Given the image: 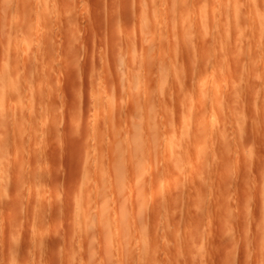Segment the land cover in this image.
Returning <instances> with one entry per match:
<instances>
[{
	"label": "rangeland",
	"instance_id": "1",
	"mask_svg": "<svg viewBox=\"0 0 264 264\" xmlns=\"http://www.w3.org/2000/svg\"><path fill=\"white\" fill-rule=\"evenodd\" d=\"M8 1H10L7 3L8 7L1 8L0 11L2 20V22L0 20V26L5 23L0 28V70L3 74L4 70L8 72L7 68L12 67V69L9 68V73H11L9 75L12 77L11 79L8 76L11 79H9L10 83L22 82V88L26 86L27 90L24 88L18 92L20 88L15 89L17 84L9 87L7 78L5 81L8 87L4 86L5 82H2V74L0 75V165L2 168L5 166V173L8 178L10 177L9 180L5 175L4 179L6 183L9 182L8 187L3 182L4 175L0 177L3 186L5 184V189L0 185V264H54L55 260L60 264H67L68 259L65 257L69 258V254L72 253L71 259L73 260L69 258L68 262H73V264H145V262L146 264H264V0H241V8L239 5L231 6L233 12L229 15L227 27L232 32L231 34H236L237 37L230 46L224 32L220 35L212 32L211 10L210 13L200 11L198 2L199 4L200 1L204 3L205 0H196L197 4L194 0H187L185 5L181 3L182 6L179 9L184 12V16L180 15L182 17L179 21L171 19L173 13L170 16L168 10L172 8L171 12H173L174 6L169 3L167 9H163L167 14H164L165 12L162 14L169 15L168 19L166 18L167 21L169 17L170 22L173 21L167 22L168 26L171 24V29L175 25L174 32L173 29L171 31V39L168 37L170 32L165 26L167 23L164 15L161 16L163 17L162 24L166 23L164 30L161 23L157 25L156 22V27L160 30L154 29L157 31H155L156 34H150L153 32L152 26L149 35L152 36L151 40L158 36L156 47H159L160 40L166 41V44L165 41L162 44L163 47L165 45V49L168 47L167 53L163 52L168 58L167 63L164 61V65L168 64V68H171L172 76H168L170 80L167 78L168 82L161 89L157 87V100L155 99L156 104L152 109L144 104V101H147L145 100L147 95L144 98L143 94L146 89L143 88L147 87L148 90L147 81L145 83L139 81L147 85L141 86L144 90L141 94L139 87L142 83L137 81V88L140 90L138 94L135 93L136 85H134V93L137 94L136 98L138 97L139 102L143 95L144 101L142 100L140 107L143 104L145 107L143 106V110L137 109L136 102L132 98L128 99L125 94L126 96H122V99L117 98V103L120 104L115 103L116 107H113V109L116 108L115 112L121 110L120 114L123 117L117 112L112 121L109 119L107 121V118L102 117L106 114L104 112L106 106L103 104L97 103L99 106H97V112L94 110L96 103L94 104V97L91 95V90L94 89L92 83L98 86L99 91H101L100 86L103 92L106 89L105 105L116 83L119 82L117 81L119 77L121 85L124 84L123 95L128 90L132 82H129V78L132 80L129 75L132 72L127 71L130 69L127 66L132 63L131 66L134 67L133 61L141 57L142 44L139 30V15L141 14L139 12L143 11L148 0H18L16 3L13 0ZM207 1H210L208 5L212 7L213 0ZM21 3H23L22 6ZM3 9L6 10L3 11ZM196 9L198 12L194 11ZM238 11L242 14V19L236 22L234 14ZM172 18L175 19V16ZM68 21L73 23L70 24ZM154 22L155 20L151 21V24ZM257 25H259L258 32L256 28L254 30ZM4 26L6 28L2 29ZM15 26H18V29ZM20 26L24 27V32L23 27L20 30ZM52 26L55 28L53 29ZM201 26L206 29L205 37L199 38L197 30ZM38 28L40 29L37 31ZM46 31L50 33V36ZM41 32L44 34H40ZM183 32L192 35L188 38L191 42H188L190 40L185 35L182 36ZM164 36L170 40L167 41ZM154 42L156 43V40L151 41V54L154 52ZM32 43L35 47L37 46L35 50L41 57L36 54ZM156 50L159 51L158 48ZM155 53L157 54L155 59H159L161 63L160 52ZM187 53L193 56L189 57ZM130 57L132 62L128 63L131 61ZM17 60L21 61L19 63L23 67L17 66L19 64ZM48 60L50 63L47 64ZM226 60L230 63L227 64L229 66H220L226 64ZM234 60L239 63L233 62ZM120 62L123 64L120 66L121 69L117 70L118 66L115 69L116 63ZM159 62L156 60L157 64L153 65L158 68ZM13 63L15 64L14 70ZM27 63L32 64L33 67ZM233 63V69L229 70ZM3 64L4 70L2 69ZM5 65L10 66L5 68ZM16 66L20 73L16 72ZM26 67L38 69L34 73L36 72L35 75H37L39 72V76L40 71L43 73L44 69L49 71L53 68L54 71L51 70L52 74L46 72L50 74V78L47 75L38 78L32 74V69L31 73L24 70ZM158 69L160 71L148 68L150 76L163 74L160 67ZM102 70L105 71L102 72ZM126 71L130 74L128 75ZM31 75L34 76V80ZM51 75H54L53 78ZM144 75L147 76L146 71ZM156 75L154 76L157 78ZM100 80L102 84L104 83L103 85ZM31 84L35 85V88L40 85L38 89L42 90L40 91L43 97L39 95L37 88L36 94L34 90L31 91ZM42 84L46 87L43 86L45 91L41 87ZM11 87H14V90ZM51 87L53 92L48 97L50 94L48 90ZM10 89L18 94L14 92L15 97L13 93L17 99L12 93L10 94ZM44 94L48 99H44L46 98ZM19 95L23 99H19L21 98ZM55 95L57 99L54 98ZM127 100L131 101L127 102ZM41 103H44V110L43 105L40 107ZM181 105L186 106V117L181 115ZM22 107L27 110L24 109V112ZM147 107L148 111H146ZM133 108L137 109V112L134 111L137 114L131 112ZM94 111L97 116H94ZM129 111L131 115H134L131 116L134 119L130 118ZM20 112L24 114L21 115ZM135 115H139L140 118L139 116L135 118ZM95 117L105 119H100L103 125L101 123L98 125ZM94 120L99 126L97 130H95L97 127L94 128L96 126ZM111 124L114 125L113 130ZM114 129L115 131L123 130L120 133L124 134L125 143L123 142L124 147L120 144L121 150L114 147L111 150L110 139L112 138L109 133L111 130L113 133ZM129 138L132 145L138 141H140L138 144L143 145L138 147L135 145L131 149ZM40 141L43 144H40ZM35 143L39 144V147ZM34 152L36 154L40 152L37 155L39 159ZM95 156L101 162L104 161L103 164L96 163ZM22 159L24 162H21ZM80 159L82 162L79 161ZM85 159L89 161V166L83 165ZM113 159L114 163H112ZM110 161H112L111 166ZM95 165L103 166L98 169ZM115 166L117 168L113 169L112 167L115 168ZM97 170L100 171L97 172ZM33 172H35L34 176ZM34 179L37 183L34 187L40 185L39 188L45 191L46 195L43 194L45 197L34 195V193L41 195L42 191H39L41 189L37 188L38 191L29 189V186L33 188ZM21 180L22 182L19 183ZM23 190L25 194H22ZM24 195L27 197L24 198ZM82 195L86 196L85 199L81 197ZM34 196L36 197L35 203H38L35 208ZM88 196L94 200L92 201L95 202L94 207L92 202H87ZM81 198L84 200L82 201ZM37 199L43 204L46 202V206L42 207L43 210L39 208V213L36 210L40 204L42 206V203ZM91 200L89 198V201ZM51 201L54 202L51 204ZM79 201H82L83 206H87L89 218L96 217L90 224L93 226L97 222L95 226L97 230L94 226L91 227L92 230L94 229L91 234L96 233L95 237L90 236L91 229L83 234L84 230L81 232L77 226L80 221L76 219L78 214L74 208L76 209L77 206L75 207L74 204L78 202L80 205ZM97 201H101L103 206ZM68 202L72 203V206ZM118 202L121 208L117 206ZM56 204L61 210L57 209ZM98 204L101 208L106 207L103 212H100L101 208H97ZM52 206L55 208H51ZM67 207L70 208L69 212ZM107 208L111 211L109 212ZM57 210L60 215H57ZM105 211L109 214H102ZM37 214L40 217L44 216L42 221L45 224H43L45 230H48L46 235L45 231L41 233V228L44 226L39 225L41 218ZM71 219L72 221L69 222ZM109 221L112 223L110 224ZM2 222L4 224H1ZM12 223L16 225V228ZM17 223L22 226H18ZM68 225L71 227L69 228ZM33 227L37 229L36 232L39 235L41 233L47 236L41 238L43 240L45 238V245L42 243L43 240L40 241V236L37 238L39 243L34 241L37 235H33L35 232ZM68 229H71L70 232ZM74 231L76 234L73 233ZM8 237L12 243L14 241L16 245L18 243L19 245L17 247L15 245L12 249L11 242L8 244ZM57 238L60 239L57 240ZM90 238L96 242L94 247ZM109 238H111V243H108ZM64 239L71 243H67ZM85 239L91 243L90 246ZM74 245H76L75 248H73ZM87 245L94 249L88 251ZM9 246L11 249L8 248ZM43 246L45 248L41 250ZM63 247L66 249L62 251ZM34 250H39V252ZM52 251L54 254H51ZM87 252L89 254L86 257ZM146 253L151 257L152 262L143 259L148 256ZM56 261L55 264H58Z\"/></svg>",
	"mask_w": 264,
	"mask_h": 264
},
{
	"label": "bare ground",
	"instance_id": "2",
	"mask_svg": "<svg viewBox=\"0 0 264 264\" xmlns=\"http://www.w3.org/2000/svg\"><path fill=\"white\" fill-rule=\"evenodd\" d=\"M13 1H15V3H16V1H18V0H13ZM195 1H196V0H194V2H195ZM197 1H198V0H197ZM197 1H196V2H197ZM240 1H241V0H213L212 7L210 6V4L208 5V3H209L210 1L208 2L207 0H205V1H203L204 3H202V1H200V4H199V2H198V5H199V8L201 9V10H200L201 12H204V13L209 12V13H210V10H211V16H212V18H213V19H212V23H211V24L213 25V27H212L211 30H212V32L217 33L218 35H220L222 32H224V36H226V38H227V43H228L229 46L234 42V40L236 39L235 37H237L236 34H235L236 36L233 35V34H231L232 32H230V30H229L228 27H227V26H228V21H229V15L233 12L231 6L236 5V7H237V6L239 5V7H240V4H241ZM242 1H243V0H242ZM9 2H10V1H8V0H7V1H6V0H2V1L0 0V11H1V8H5L6 6L8 7L7 3H9ZM22 2H23V1H22ZM111 2H112V1H111ZM186 2H187V0H148V2L146 1V6H145V8L143 9L142 12H139V13L141 14V15H139V17H140V19H139V20H140V21H139V22H140V23H139V24H140V26H139L140 29H139V30H140V37H141V40H140V41H141V44H142L141 57L138 58V59L134 58V59L137 60V61H136V60L133 61V62H134V63H133L134 67L131 66V64H132V63H131V62H132L131 57H132V56H131L130 59H129V60H131V61H128V63L130 62L131 64H130V65L128 64L127 67H129L130 69L128 68L129 70H127V69H126V70L129 71V72L131 71L132 73L130 74L129 72H127V71H126V72L128 73V75L130 74L129 77H132V80H131V78H129V82H130V81H132V82H130L131 85H129L130 87L128 86V90H126L127 93L124 92V95H123L122 89H124V88H123L124 84L121 85V81H120V77H119L118 80H117V81H119V82L116 83V85H115V89H113L114 91H113L111 97H109L108 100L106 101V105H105V101H104V100H105V99H104V96H105V95H104V94H105L106 89H105V91L103 92V91H102L103 88H101L102 86H100V83H98L99 86H100V89H101V91H99V90H98V86H97L96 84H94V82H93L94 79H93V81H92L93 83H92V84H93L94 87H93V86H92V87H93L94 89L91 90V92H92L91 95H93V97H94V99H93V97H92V99L95 101L94 104L96 103V104L94 105V106H96V107H94V110H95V111L97 110V106H98L97 103H99V104H103L104 106H106V108H104V109H105L104 112H105L106 114L103 115L102 117H103V118H104V117L107 118V121H109V120L112 121V118H114V115L117 114L118 111L116 110L117 112H115V109H116V108L113 109V107H116L115 103H116L117 105L120 104V103H119V104L117 103V98L120 97V98L122 99V96H126L125 94H127L128 99H131V98H132V99L136 102V108H137V109L139 108V110H140V108H141V110H143L142 108H143L144 104H145V106H148L150 109H152L153 106H155V104H156V100H157V98H156V97H157L156 93L158 92V90H157L158 88H157V87L159 86L160 89H161L164 85H166V83L168 82L167 80H168V79L170 80V78H168V76H170V77L172 76V70H171V68H168V66H167L168 64L164 65L165 62L167 63V60H168L167 56L164 55V53H163V52H165V51L168 49V47L165 49V45H164V47H163V45H162V44H163V41H165V40L162 38L163 41L160 40L161 43H160V44L158 43V44H159V47H161L162 49L159 48V47H156L155 45L157 44V41H158V40H157V39H158L157 37H158V36H157V37L155 36L154 39L151 40L152 36H150L149 33L151 32L150 30L152 29V28H151L152 26H153V32L150 33V34H153V33L156 34L155 31H156L157 29L160 30V28H157V27H156V22H157V25H158V23H161L160 25L163 26V30H164V25H165L167 22H169V23L173 22V21L170 22V17H169V21H167V19H168L167 17H168L169 15H166V16H165L164 14H167V13H166V11H163V9H164V10L167 9V6L169 5V3H171V4L174 6V7H173V8H174L173 12H171V11H172V8H171V10H168V12L170 11V12H169V13H170V16H171V14L173 13V15L171 16V19H172V20H175V21H177V20L179 21V20L181 19L180 17H182V16H180V15L183 14V16H184V12H183L182 10H180L179 7L182 6L181 3H183V5H185L184 3H186ZM196 2H195V3H196ZM17 3H18V2H17ZM23 3H24V2H23ZM23 3H21V6H22ZM112 3H113V2H112ZM147 3H148V4H147ZM250 3H251V2H250ZM10 4H11V3H10ZM10 4H9V5H10ZM107 4H108V3H107ZM188 4H189V3H188ZM196 4H197V3H196ZM251 4L253 5V3H251ZM13 5H14V7H15V4H14V3H13ZM67 5H68V4H67ZM103 5H104V4H103ZM110 5H111V4H110ZM198 5H195V6L197 7ZM16 6H17V4H16ZM195 6H193L194 9H195ZM102 7H103V6H102ZM170 7H171V6H170ZM191 7H192V6H191ZM242 7H243V6H242ZM17 8H18V6H17ZM64 8H65V7H64ZM66 8L68 9V7H66ZM107 8H108V7H107ZM111 8H112V5H111ZM165 8H166V9H165ZM234 8H235V7H234ZM240 8H241V7H240ZM70 9H71V7H70ZM82 9H83V8H82ZM85 9H86V8H85ZM5 10H6V9H3V11H5ZM141 10H142V9H141ZM231 10H232V11H231ZM243 10H244V8H243ZM46 11H47V10H46ZM68 11H69V10H68ZM194 11H197V12H198V9H196V10H194ZM240 11H241V10H240ZM65 12L67 13V11H65ZM163 12H165V13L162 14ZM46 13H47V12H46ZM234 13H235V12H234ZM0 14H1V13H0ZM111 14H112V13H111ZM150 14H152V15H150ZM112 15H113V17H114V14H112ZM162 15L165 16L164 19L167 18L165 24H162V22H163V20H162L163 17L161 18ZM0 16H1V15H0ZM28 16H29V15H28ZM69 16H71V15H69ZM69 16H68V17H69ZM150 16H151V17H150ZM153 16H154V17H153ZM173 16H175V19L172 18ZM244 16H245V15H244ZM255 16H256V15H255ZM111 17H112V16H111ZM263 17H264V16H263ZM1 18H2V17H1ZM73 18H74V16H73ZM107 18H108V17H107ZM152 18H154V20H155V22H154L155 25H154L153 23L151 24V21H152V22L154 21ZM243 18H244V17H243ZM48 19H49V18H48ZM70 19H72V18H70ZM70 19H69V21H70ZM74 19H75V18H74ZM103 19H104V17H103ZM239 19H242V14L239 13V11H238V13L236 12V14H234V20L237 22ZM263 19H264V18H263ZM0 20H1V19H0ZM3 20H5V19H3ZM31 20H32V19H31ZM31 20H30V22H31ZM72 20H73V19H72ZM111 20H112V18H111ZM69 21H68V22H69ZM96 21H97V23H98V20H96ZM113 21H114V20H113ZM159 21H160V22H159ZM161 21H162V22H161ZM1 22H2V20H1ZM32 22H33V20H32ZM36 22H37V21H36ZM63 22H64V21H63ZM65 22H66V21H65ZM104 22H105V21H104ZM164 22H165V21H164ZM213 22H214V23H213ZM33 23H34V22H33ZM33 23H32V24H33ZM69 23H70V22H69ZM72 23H73V22H71L70 24H72ZM169 23H167V24L165 25V26H167V30H169L168 32H170V34H168V32L166 33V34H168V37H170V36L172 35V34H171V33H172V32H171L172 29H173V32H174V30H175V29H174V26H175V25L173 24L174 26H172V29H171V24H170V26H168ZM174 23H175V22H174ZM176 23H177V22H176ZM4 24H5V23L1 24V26L4 25ZM57 24H58V23H57ZM66 24L68 25V23H66ZM95 24H96V23H95ZM33 25H34V24H33ZM54 25H55V24H54ZM64 25H65V24H64ZM67 25H66V26H67ZM96 25H97V24H96ZM150 25H151V26H150ZM160 25H159L158 27H160ZM176 25H178V23H177ZM1 26H0V28H1ZM58 26H59V25H58ZM60 26H61V25H60ZM15 27L18 29V26H15ZM22 27H23V26H22ZM22 27L20 26V30H21ZM34 27H35V26H34ZM39 27H40V26H39ZM52 27H53V26H52ZM4 28H6V27L4 26L2 29H4ZM31 28H33V26H32ZM31 28H30V29H31ZM41 28H42V27H41ZM54 28H55V26L53 27V29H54ZM56 28H57V27H56ZM67 28H68V27H67ZM67 28H66V29H67ZM161 28H162V27H161ZM255 28H256V30H257V32H258L259 25L255 26V27H254V30H255ZM30 29H29V30H30ZM39 29H40V28H38V29H36V30L38 31ZM42 29H44V28H42ZM51 29H52V28H51ZM61 29L64 31L63 28H61ZM61 29H58V30H61ZM66 29H65V30H66ZM154 29H156V30L154 31ZM236 29H237V28H235V30H236ZM20 30H19V31H20ZM27 30H28V29H27ZM27 30H26V32H27ZM44 30H45V29H44ZM161 30H162V29H161ZM165 30H166V29H165ZM205 30H206V29H205L204 27L201 26V27L197 30V34H198L197 36H198L199 38H200V37H201V38H202V37H205ZM19 31H18V32H19ZM24 31H25V30H24V27H23V32H24ZM51 31H52V30H51ZM51 31H50V32H51ZM157 31H158V30H157ZM157 31H156V32H157ZM185 31H186V30H185ZM26 32H25V33H26ZM46 32H47V31H46ZM60 32H61V31H60ZM162 32H163V31H162ZM165 32H166V31H165ZM233 32H235L234 29H233ZM20 33H21V32H20ZM27 33H28V32H27ZM48 33H49V32H47V34H48ZM159 33H160V32H159ZM259 33H260V32H259ZM23 34H24V33H23ZM28 34H29V33H28ZM33 34H34V33H33ZM40 34H42V32H41ZM43 34H44V32H43ZM43 34H42V35H43ZM240 34H241V33H240ZM26 35H27V34H26ZM161 35H163V33H161ZM164 35H165V34H164ZM184 35L186 36L187 39H188V38H191L190 36H192V35H190V33H186V32H183V35H182V36H184ZM22 36H23V35H22ZM27 36H28V35H27ZM49 36H50V33H49ZM164 37H165V36H164ZM160 38H161V37H159V39H160ZM165 38H166V37H165ZM166 39H167V41H168V40L171 39V37H170V39H168V38H166ZM183 39L187 41V39H185L184 37H183ZM155 40H156V43L154 42V44H153V46H155V48L153 47V48L155 49V50L153 49V51H154L153 53H154V54H153V53L151 54V53H150V52L152 51V50H151V48H152L151 41H155ZM188 40H190V39H188ZM171 41H172V40H171ZM186 41H185V42H186ZM32 42H33V41H32ZM71 42H72V41H71ZM188 42H191V40L188 41ZM188 42H187V43H188ZM21 43H22V42H21ZM30 44H31V43H30ZM54 44H55V43H54ZM54 44H52V45H54ZM95 44H96V43H95ZM165 44H166V41H165ZM167 44H169V43H167ZM170 44L172 45L173 43L170 42ZM22 45H24V44H22ZM32 45H34V43H32ZM68 45H69V42H68ZM93 46H94V45H93ZM157 46H158V45H157ZM169 46H170V45H169ZM172 46H173V45H172ZM31 47H32V46H31ZM33 47H35V45H34ZM36 47H37V46H36ZM36 47L33 48V49L35 50ZM49 47H50V45H49ZM51 47H52V46H51ZM66 47H67V45H66ZM66 47H65V49L67 50ZM94 47H95V46H94ZM170 47H171V46H170ZM170 47H169V48H170ZM46 48H47V47H46ZM54 48H55V47H54ZM68 48H69V47H68ZM73 48H74V47H73ZM73 48H72V45H71V49H73ZM156 48H158L159 51H157ZM163 48H164V49H163ZM171 48H172V47H171ZM37 49H38V48H37ZM44 49H45V48H44ZM52 49H53V48H52ZM160 49L163 50V51L161 52ZM30 50H31V49H30ZM30 50H27V51H30ZM25 51H26V50H25ZM35 51H36V50H35ZM51 51H52V50H51ZM38 52H39V50H38ZM41 52H42V51H41ZM41 52H40V53H41ZM155 52H160V56H159V57H160V59H161V63L159 62V61H160L159 59H155V58H156L155 56L157 55ZM188 52H190V51H188ZM203 52H205V51L203 50ZM33 53L35 54V52H32V54H33ZM51 53H52V52H51ZM139 53H140V51H139ZM139 53H138V54H139ZM166 53H167V51L165 52V54H166ZM28 54H29V53H28ZM28 54H27V55H28ZM36 54H37V51H36ZM44 54H47V53H44ZM150 54H151V58L149 57ZM161 54H163L162 56H164V57H162ZM187 54H188V56L190 55V53H187ZM192 54L194 55L193 52H192ZM192 54H191L189 57L193 56ZM37 55H39V54H37ZM152 55H153L154 57H153ZM203 55H204V54H203ZM39 56H40V55H39ZM42 56H43V55H42ZM165 56H166V57H165ZM17 57H18V56H17ZM40 57H41V56H40ZM138 57H139V55H138ZM161 57H162V58H161ZM33 58H34V57H33ZM45 58H46V57H45ZM45 58H44V59H45ZM157 58H158V56H157ZM50 60H52V59H50ZM156 60L159 62L158 65H159V67H160V69L162 70V73H163V74H161L160 76H159V74H158L159 77H158L156 74H154V75L157 76V78H156L153 74H152V75H153L154 77H153V76H150V75H151V74H150V70H149V72H148V68H154V69L159 70V69H158L159 67L156 68V66H154V65L157 64V63H156ZM162 60H163V63H162ZM235 60H236V59H235ZM235 60H234L233 62H235V63H236V62L239 63V61H235ZM237 60H238V59H237ZM19 61H20V60H19ZM19 61L17 60V63H19ZM34 61H35V60H34ZM164 61H165V62H164ZM15 62H16V61H15ZM20 62H21V61H20ZM24 62H25V61H24ZM24 62H23V63H24ZM26 62L30 63L31 61H26ZM37 62H38V61H37ZM39 62H40V61H39ZM39 62H38V63H39ZM94 62H95V61H94ZM210 62H211V60H210ZM226 62H227L226 64H224V63H225V62H224V63H223L224 65L221 64L220 66H224V67H225V66L229 63L227 60H226ZM230 62H231V61H230ZM10 63H11V62H10ZM28 63H27V64H28ZM41 63H42V62H41ZM43 63H44V61H43ZM43 63H42V64H43ZM46 63H47V64L50 63L49 60H48ZM53 63H54V61H53ZM92 63H93V62H92ZM101 63H102V62H101ZM104 63H105V62H104ZM212 63H214V61H212ZM221 63H222V62H221ZM231 63H232V62H231ZM13 64H14V63H13ZM13 64H10V65H13ZM25 64H26V63H25ZM33 64H35V63L33 62ZM44 64H45V63H44ZM113 64H114V63H113ZM119 64H121V65H119ZM119 64L116 63V65H115V69H116V67L118 66V67H117V68H118L117 70H119L120 66L123 65L121 62H120ZM153 64H154V65H153ZM229 64H230V63H229ZM10 65H5V68H7V66H10ZM16 65H17V64H16ZM19 65H20V63H19L17 66H18V67H20V66L23 67L22 65H20V66H19ZM28 65H32V64H28ZM101 65H103V64H101ZM231 65H232V66H231L232 68L229 67V70H230V69H233V65H234V63L231 64ZM17 66H16V69H15L16 72H18V69H17L18 67H17ZM35 66H36V65H35ZM41 66H42V65H41ZM48 66H49V65H48ZM103 66H104V65H103ZM105 66H106V65H105ZM153 66H154V67H153ZM169 66H170V64H169ZM227 66H229V65H227ZM32 67H33V65H32ZM32 67H30V69L26 67V68H24V70L26 69L27 72H29V71L32 69ZM96 67H97V66H96ZM127 67H126V68H127ZM132 67H133V68H132ZM170 67H171V66H170ZM9 68L12 69V67H8V68H7V69H8V72H7V70H4V64H3V65H2V69L4 70V71H3L4 73L2 74V73H1L2 70H0V75L2 74V76H1V80H2L3 83L5 82L3 85H4V86H5V85L7 86V85L9 84V87H10V85L12 86V84H13V85L17 84V86L15 85V86L17 87V88H15V89H19V88H20L18 92H21L26 86H25V87L23 86L24 88H22V86H21V85H22V84H21L22 82H21V83H16V82H15V84H14V83H10V80L12 79V77H11V75H9V74H11V73H9V72H10V71H9V70H10ZM14 68H15V64H14L13 70H14ZM21 69H22V68H21ZM40 69H41V68H40ZM43 69H44V68H43ZM92 69H93V68H92ZM120 69H121V68H120ZM169 69H170L171 71H170ZM13 70H11V71H13ZM48 70H49V69H48ZM51 70H53V68H51L49 71H47L46 69H44V71L42 70L43 73H41V71H40V76L38 75L39 72H37V75H35L36 72L34 73V71H38V69L36 70L35 67H34V69H32L31 71L33 72V73H32L33 75H35V76H37V77L39 78V77H41V76L46 77V75L49 77L50 74L48 75L47 73L51 72ZM31 71H30L29 73H31ZM53 71H54V70H53ZM53 71H52V72H53ZM93 71H94V70H93ZM100 71H101V69H100ZM100 71H99V72H100ZM104 71H105V70H104ZM104 71L102 70V72H104ZM145 71H146L147 76L144 75V74H145ZM159 71H160V70H159ZM46 72H47V73H46ZM52 72H51V74H52ZM96 72H97V71H96ZM106 72H108V71H106ZM170 72H171V73H170ZM12 73H13V72H12ZM18 73H20V71H19ZM25 73H26V72H25ZM44 73H46V74H44ZM143 73H144V74H143ZM159 73H161V72H159ZM27 74H28V73H27ZM27 74H26V75H27ZM53 74H54V73H53ZM170 74H171V75H170ZM12 75H13V74H12ZM23 75H24V74H23ZM44 75H45V76H44ZM107 75H108V74H107ZM148 75H149V78H148ZM8 76H10L11 79L8 78ZM18 76H19V75H18ZM21 76H22V75H21ZM31 76H32V75H31ZM51 76H52V78H53L54 75H51ZM95 76H96V75H95ZM25 77H26V76H25ZM25 77H24V78H25ZM27 77H28V76H27ZM27 77H26V78H27ZM32 77H33V80H34V76H32ZM43 77H42V78H43ZM96 77H97V76H96ZM102 77H104L103 74H102ZM5 78H7V79H6L7 81L10 79V80L8 81V82H9L8 84H6L7 82L5 81ZM26 78H25V79H26ZM28 78H29V77H28ZM28 78H27V79H28ZM49 78H50V77H49ZM121 78H122V77H121ZM144 78H145V79H144ZM167 78H168V79H167ZM25 79H24V80H25ZM27 79H26V81H27ZM100 79H102V78H101V75H100ZM106 79H107V78H106ZM116 79H117V78H116ZM143 79H144V81H143ZM39 80H40V79H39ZM42 80H43V79H42ZM49 80H50V79H49ZM103 80H105V79L103 78ZM121 80H122V79H121ZM43 81H45V80H43ZM47 81H48V80H47ZM51 81H52V80H51ZM100 81H101V80H100ZM109 81H110V80H109ZM134 81H135V84H134ZM137 81H138V83H140L139 81H142L143 83H145V82L147 81L146 84L148 85V90H147V87H145V88L142 87L143 89H146V90H145L146 92H145V91L141 88V86H145V85H146V84L144 85L142 82H141L142 84L140 83L141 85H140V87H139L141 90L138 89V88H137V87H138V86H137L138 83H136ZM27 82H28V81H27ZM30 82H31V81H30ZM37 82H39V81H37ZM112 82H113V78H112ZM28 83H29V82H28ZM35 83H36V81H35ZM35 83H33V84H35ZM52 83H53V81H52ZM96 83H97V82H96ZM107 83H108V82H107ZM113 83H114V82H113ZM18 84H20V85H18ZM23 84H24V83H23ZM38 84H39V83H38ZM38 84H37V85H38ZM40 84H41V83H40ZM46 84H47V83H45V85H46ZM49 84H51V82H49ZM101 84H102V81H101ZM103 84H104V83H103ZM103 84H102V85H103ZM127 84H128V82H127ZM134 85H136V86H135V87H136V88H135V89H136L135 93L138 94V91L140 90V91H141L140 94H141V93H143V92H142V90H143V91H144V94H143V95H144V98H145V95H147V97H146V99H145V100H147V101H144V100H143V95H141V96H142V100L144 101V104H143L142 107H140V103H141V105H142V103H143L142 100H141V102H139V99H137L138 97L136 98V95H137V94L135 95V93H134V90H135V89H134ZM147 85H146V86H147ZM4 86H3V87H4ZM18 86H19V87H18ZM27 86H28V85H27ZM31 86H32V84H31ZM31 86L29 85V87H31ZM39 86H40V85H39ZM39 86H38V87H39ZM43 86H44V85L42 84L41 87L43 88ZM47 86H48V84H47ZM50 86H52V85H50ZM7 87H8V86H7ZM7 87H6V88H7ZM29 87H28V88H29ZM32 87H33V88H32ZM32 87H31V91L34 90L33 92H35V94H36V88H37V90H39V95H42V97H43V94H41V91H42L41 89H38L37 86H36V88H35V85H33ZM44 87H45V86H44ZM107 87H108V86H107ZM6 88H5V89H6ZM12 88H13V90H14V87H11V89H12ZM34 88H35V89H34ZM45 88H46V87H45ZM3 89H4V88H3ZM5 89H4V90H5ZM11 89H10V90H11ZM51 89H52V87H51L49 90L47 89L48 92H50L49 96L46 94L47 91L45 92V94H46L48 97H50V95H52L51 92H53V90H51ZM110 89H112V88H110ZM25 90H27V89L25 88ZM25 90H24V91H25ZM40 90H41V91H40ZM43 90H44V88H43ZM55 90H56V89H55ZM55 90H54V93L57 91V90H56V91H55ZM72 90H73V89H71V91H72ZM156 90H157V92H156ZM2 91H3V90H2ZM31 91H30V93H31ZM44 91H45V90H44ZM123 91H124V90H123ZM14 92H15V91H12V90H11L10 94H11V93L13 94ZM33 92H32V93H33ZM109 92L111 93V90H110ZM109 92L107 91V94H108V95H110ZM6 93H7V90H6ZM15 93H16V92H15ZM15 93H14V94H15ZM102 93H103V94H102ZM145 93H147V94H145ZM14 94H13V97H14ZM16 94H17V93H16ZM16 94H15V97H16ZM45 94H44V96H45L46 98H44V99H48L47 96H46ZM56 94H57V92H56ZM119 94H122V95L120 96ZM17 95H18V94H17ZM23 95H24V94H23ZM23 95H22V96H23ZM28 95H29V94H28ZM37 95H38V93H37ZM10 96H11V95H10ZM19 96H20V95H19ZM11 97H12V96H11ZM15 97H14V98H15ZM20 97H21V96H20ZM40 97H41V96H40ZM42 97H41V98H42ZM106 97H107V95H106ZM106 97H105V98H106ZM14 98H13V99H14ZM18 98H19V97H18ZM54 98H56V95H55ZM57 98H58V97H57ZM57 98H56V99H57ZM15 99H17V98H15ZM19 99H23V97H21V98H19ZM90 99H91V98H90ZM118 99H119V98H118ZM121 99H120V102H121ZM155 99H156V100H155ZM30 100H31V99H30ZM40 100H42V99H40ZM93 100H92V102H93ZM123 100H124V98H123ZM123 100H122V102H123ZM49 101H52V100H49ZM49 101H48L47 103H49ZM53 101H54V100H53ZM53 101H52V102H53ZM101 101H102V103H101ZM124 101H125V100H124ZM128 101H131V100H127V102H128ZM138 102H139V103H138ZM39 103H40V101H39ZM50 103H51V102H50ZM146 103H147L148 105H146ZM42 105H43V107H42ZM114 105H115V106H114ZM130 106H131V102H130ZM130 106H129V108H130ZM145 106H144V107H145ZM40 107H42L43 110H44V103H43V104L41 103V106H40ZM98 107H99V106H98ZM100 107H102V106H100ZM131 107H132V106H131ZM148 107L146 108V111H148ZM22 109H23V111H24L25 107H24V108L22 107ZM137 109H136V110H137ZM180 109H181V110H180V111H181V115H182L183 117H186V115H187L186 106H185V105H181ZM25 110H27V109H25ZM136 110H134V108H133V109L131 110V112L133 111L132 113L134 114L135 112H137ZM92 111H93V110H92ZM95 111H94L93 114H95L94 116H97V114L95 113ZM120 111H121V110H119V112H118L119 114L121 113ZM134 111H135V112H134ZM24 112H25V111H24ZM24 112H22V113L24 114ZM96 112H97V111H96ZM129 112H130V111H129ZM131 112H130V118H133V119H134V117H131V116H134V115H131ZM142 112H143V111H142ZM20 114H21V112H20ZM23 114H21V115H23ZM135 114H137V113H135ZM120 115H121V114H120ZM139 115H141L140 111H139ZM139 115H138V116H139ZM115 116H116V115H115ZM117 116H118V115H117ZM121 116H122V115H121ZM138 116L135 115V118H138ZM102 117H95V120L97 121L98 125L102 122L100 119L105 120V119H103ZM119 117H120V116H119ZM122 117H123V116H122ZM15 118H16V117H15ZM15 118H14V119H15ZM21 118H23V117L21 116ZM98 118H99L100 121L98 120ZM139 118H140V116H139ZM0 119H1V118H0ZM108 119H109V120H108ZM95 120H94V123L96 122ZM1 121H2V120H1ZM23 121H24V119H23ZM103 122H104V121H103ZM97 123L94 124V125H96V126H94V128L97 127L95 130L99 129V128H98L99 126L97 125ZM104 123H105V122H104ZM0 124H1V123H0ZM101 124H102V123H101ZM102 125H103V124H102ZM187 125H188V124H186V126H187ZM111 126H112V130H113V126H114V125L111 124ZM54 127H55V126H54ZM54 127H52V128H54ZM101 127H102V126H101ZM184 127H185V126H184ZM57 129H58V127H57ZM59 129H60V128H59ZM184 129H185V128H184ZM54 130H55V129H53V131H54ZM112 130H111V132H112ZM121 130H122V129H121ZM187 130H188V128H187ZM49 131H51V130H49ZM58 131H59V130H58ZM114 131H115V129H114ZM114 131H113V133H111V132L109 133V135H110V134L112 135V136L110 135V138H112V139H110V141H111V146H112V147H111V150L114 149V148H116V149L118 148V150H121V149H120V147H121L120 144L123 145V144L125 143V138L123 137L124 134L122 135V133H120V132H122L123 130H122V131H120V130H119V131L116 130V131H118L119 133L116 132V131L114 132ZM51 132H52V131H51ZM54 132H55V131H54ZM188 132H189V131H188ZM32 133H33V132H32ZM55 133H56V132H55ZM55 133H53V134H54V137H56V136H55ZM123 133H124V132H123ZM186 133H187V131H186ZM35 134H36V133H34V135H35ZM44 134H45V133H44ZM53 134H51V135H53ZM57 134H58V133H57ZM57 134H56V135H57ZM30 135H31V134H30ZM47 135H48V134H47ZM21 137H22V136H21ZM42 137H43V136H42ZM46 137H47V136H46ZM51 137H52V136H51ZM30 138H31V137H30ZM52 138H53V137H52ZM123 138H124V141H123ZM130 138H131V137H130ZM130 138H129V141H128V142H130ZM22 139H24V138H22ZM22 139H21V141H23ZM48 139H49V138H48ZM54 139H55V138H54ZM41 140H42V139H41ZM127 140H128V139H127ZM131 140H132V138H131ZM134 140H137V141H138V139H134ZM30 141H31V139H30ZM32 141H33V140H32ZM36 141H38L37 138H36ZM143 141H144V140H142V142H143ZM45 142H46V141H45ZM51 142H52V141H51ZM123 142H124V143H123ZM133 142H134V141H133ZM138 142H140V141H138ZM138 142H134L133 145H132L131 142H130L129 145H130L131 149H132L133 147H135V145H137V147H138L139 145H143V144H141V143L138 144ZM31 143H32V142H31ZM136 143H137V144H136ZM143 143H144V142H143ZM27 144H28V143H27ZM27 144H26V145H27ZM40 144H43V143H41V141H40ZM46 144H48V142H46ZM51 144H52V143H51ZM169 144H170V142L168 143V145H169ZM35 145L38 146L39 144H36V143H35ZM119 146H120V147H119ZM172 146H173V145H172ZM194 146H195V145H194ZM28 147H30V146H28ZM34 147H35V146H34ZM38 147H39V146H38ZM44 147H45V146H44ZM113 147H114V148H113ZM123 147H124V145H123ZM123 147H122V148H123ZM23 149L26 150V148H23ZM31 149H32V148H31ZM31 149H30V150H31ZM33 149H34V148H33ZM43 149H44V148H43ZM46 149H47V145H46ZM50 149H52V147H50ZM116 149H115V150H116ZM25 150H24V151H25ZM41 150H42V146H41ZM44 150H45V149H44ZM101 150H102V149H101ZM31 151H32V150H31ZM36 151H39V149H36ZM36 151H35V152H36ZM46 151H47V150H46ZM102 151H104V150H102ZM102 151H100V152L102 153ZM29 152H30V151H29ZM35 152H34V154H35L36 157L39 159V157H38L37 155H38L40 152H39L38 154H36L37 152H36V153H35ZM41 153H42V152H41ZM49 153H50V152H49ZM49 153H47V154H49ZM31 154H32V153H31ZM44 154H46V152H45ZM44 154H43V155H44ZM49 155H50V154H49ZM52 155H53V154H52ZM95 155H96V154H95ZM100 155H101V154H100ZM102 155L104 156V153H103ZM109 155H110V154H109ZM111 155H112V154H111ZM50 156H51V155H50ZM96 156H97V155H96ZM96 156H95V161H96V163H98V164L100 163V165L103 164L104 161L102 160L103 162H101L100 160H98V158H96ZM25 157H26V155H25ZM28 157H29V156H28ZM46 157H47V156H46ZM48 157H49V156H48ZM109 157H110V156H109ZM20 158H21V157H20ZM42 158H43V156H42ZM44 158H45V157H44ZM102 158H103V157H102ZM102 158H101V159H102ZM110 158L112 159L113 157L111 156ZM40 159H41V158H40ZM50 159H51V158H50ZM87 159H88V158H87ZM96 159H97V160H96ZM111 159H110V160H111ZM115 159H116V158H115ZM23 160H24V159H22L21 162H24ZM26 160H27V159H26ZM31 160H32V159H31ZM83 160H84V159H83ZM85 160H86V159H85ZM79 161L82 162L81 159H80ZM99 161H100V162H99ZM114 161H115L114 159H113V162L110 161V166L112 165L111 162L114 163ZM19 162H20V161H19ZM81 162H80V163H81ZM80 163H79V164H80ZM83 163H84V161H83ZM88 163H89V161L87 162V160H86V161H85V164H83V165H85V167H86V165L89 166ZM115 163H117V162H115ZM22 164H23V163H22ZM28 164H29V163H28ZM30 164H31V163H30ZM81 164H82V163H81ZM118 164H119V163H118ZM17 165H18V164H17ZM31 165H32V164H31ZM108 165H109V163H108ZM115 165H116V164H115ZM3 166H4V165H3ZM95 166H97V165H95ZM102 166H103V165H102ZM102 166H97V168H98V169H101ZM110 166H109V167H110ZM0 167H1L0 170L3 169L2 171L4 172V173H3L2 171L0 172V177H1V175L3 174V175H4V178H3V176H2V178H3V182L6 183V180H4L5 177L7 176L6 173H5V169H4L5 166L2 168V165H0ZM17 167H19V165H18ZM21 167H24V166L21 165ZM87 168H88V167H87ZM112 168H113V169H116L117 166H115V168H114V167H112ZM20 169H21V168H20ZM103 169H104V168H103ZM18 170H19V169H18ZM84 170H85V169H84ZM30 171H31V170H30ZM34 171H35V169H34ZM36 171H37V170H36ZM98 171H100V170H97V172H98ZM18 172H19V171H18ZM18 172H17V173H18ZM37 173H38V172H37ZM100 173H102V177H103V172L101 171ZM34 174H35V172H33V176H34ZM5 175H6V176H5ZM36 175H37V174H36ZM36 175H35V177H36ZM99 175L101 176V174H99ZM27 177H28V176H27ZM35 177H33V178H35ZM40 177H41V176H40ZM7 178H8V176H7ZM9 178H10V177H9ZM9 178H8V179H9ZM46 178H47V177H46ZM35 179H36V178H35ZM35 179H34V180H35ZM9 180H10V179H9ZM26 180H27V179H26ZM26 180H25V181H26ZM36 180H37V179H36ZM36 180H35V182H34V181L32 182V183H33V188H31V186H29V187H30L29 189H33L34 191H35V189H36L37 191H38L39 189H41V188H39L40 185H39L38 187H34V186H35L34 184L37 185ZM44 180H45V178H44ZM98 180H99V179H98ZM101 180H102V179H101ZM1 181H2V179L0 180V185L3 186V184H2ZM40 181H41V180H40ZM45 181H47V180H45ZM103 181H104V179H103ZM103 181H101V182H103ZM20 182H22V180L19 181V183H20ZM101 182H100V183H101ZM19 183L17 182L16 184L18 185ZM8 184H9V182L7 181V183H6L7 187H8ZM42 184H43V183H42ZM101 184H102V183H101ZM17 185H16V186H17ZM30 185H31V184H30ZM44 185H45V184H44ZM86 185H88V184H86ZM4 186H5V184H4ZM4 186H3V188L5 189ZM18 186H19V185H18ZM20 186H21V185H20ZM40 187H41V186H40ZM37 188H39V189H37ZM16 189H18V187H17ZM16 189H15V190H16ZM19 189H20V188H19ZM6 191H7V190H6ZM18 191H19V190H18ZM23 191H24L23 193L20 191V194H21V193H22V194H25V190H23ZM29 191H30V190H29ZM39 191H42V192H41V195H40L39 193H36V194L34 193V195L37 197V194H38V197H40V196H44V197H45V195H46V194H45V191H43L42 189L39 190ZM27 192H28V191H27ZM31 192H32V190H31ZM31 192H30V193H31ZM4 193H5V192H4ZM43 194H45V195H43ZM26 195H27V194H26ZM4 196L6 197V194H4ZM35 196H34V198H33V199H34V208H35V206H37L36 204H38V203H35V202H36V197H35ZM1 197H2V196H1ZM26 197H27V196L24 195V198H26ZM29 197H30V195H29ZM29 197H28V198H29ZM44 197H43V199H45ZM81 197L84 198V197H86V196H85V195H84V196L82 195ZM88 197H89V196H88ZM99 197H100V196H99ZM6 198H8V196H7ZM82 198H81V199H82ZM89 198H90V200H91V197H89ZM89 198H86V199L88 200V201L86 200L88 203H89V202L91 203L92 201H94V200L89 201ZM8 199H9V198H8ZM41 199H42V198H41ZM43 199H42V201H43ZM76 199H79V198H76ZM84 199H85V198H84ZM84 199H82V201H83ZM2 200H4V199L2 198ZM37 200H38V199H37ZM96 200H98V199H96ZM7 201H8V200H7ZM28 201H29V200H27V202H28ZM38 201H39V200H38ZM38 201H37V202H38ZM76 201H77V200H76ZM82 201H79V202H80V205H78V202H76V204H74V206H75V205L77 206V207L75 206L76 209L74 208V210H75V211L77 212V214H78V216H77L76 219H78V220L80 221L79 223H77V226L79 227V230H80L81 232H82V230H84L85 233H83V234H86V232L88 233V232L90 231L91 227L93 228V226H94V227L97 226V222H96L97 219L95 220V222H96L95 225L91 226L90 224L93 223V218L95 219L96 217H93V218L90 217V218H89L90 215L88 214V211L86 210L87 206H86V207L83 206L84 204L82 203ZM117 201H118V200H117ZM5 202H6V201H5ZM23 202H24V200H23ZM39 202L42 203L41 201H39ZM44 202H45V201H44ZM53 202H54V201H53ZM53 202L51 201V204H52ZM62 202H63V201H61V203H62ZM99 202H100V204H101V201H97V203H99ZM9 203H10V201H9ZM28 203H29V202H28ZM30 203H31V202H30ZM40 203H39V204H40ZM45 203H46V202H45ZM45 203H44V204L42 203V206H41V204H40V206H38V208H37L36 211H37V212H38V211L40 212V209L43 210L42 207H43V205L46 206ZM55 203H57V202H55ZM68 203H69V205L72 204V203H70V202H68ZM84 203H85V202H84ZM92 203H93V202H92ZM94 203H95V202H94ZM94 203H93V207H94V205H95ZM118 203H119V205H117V206H118L119 208H121V207H120V202H118ZM118 203H117V204H118ZM10 204H11V203H10ZM82 204H83V205H82ZM103 204H104V203H103ZM32 205H33V204H32ZM32 205H30V206H32ZM69 205H68V206H69ZM86 205H87V204H86ZM91 205H92V204H91ZM98 205H99V204H98ZM101 205H102V204H101ZM101 205H99V207L97 206V208H98V209L101 208ZM108 205H109V204H108ZM48 206H49V205H48ZM53 206H54V205H53ZM53 206H52L51 208H53ZM64 206H65V205H64ZM71 206H72V205H71ZM88 206H89V208H90V204H89ZM102 206H103V205H102ZM106 206H107V205H106ZM122 206H123V203H122ZM4 207H5V206H4ZM10 207H11V206H10ZM56 207H57V204H56ZM69 207H70V206H69ZM69 207H67L68 212H69V210H70V208H71V207H70V208H69ZM91 207H92V206H91ZM30 208H32V207H30ZM39 208H40V209H39ZM54 208H55V207H54ZM54 208H53V209H54ZM102 208H103V207H102ZM102 208L99 209L100 212H103V210H105L106 207L104 206V208H103V209H102ZM109 208H111V207H109ZM114 208H115V207H114ZM114 208H113V209H114ZM38 209H39V210H38ZM57 209H60V208L57 207ZM92 209H93V208H92ZM107 209H108V208H107ZM107 209H106V211L109 210V209H108V210H107ZM34 210H35V209H34ZM34 210H33V214H34ZM55 210H56V209H55ZM60 210H61V209H60ZM60 210H59V211H60ZM71 211H72V210H71ZM95 211H97V210L95 209ZM106 211H105V213H102V214H107L108 212H106ZM110 211H111V210H109V212H110ZM112 211H114V210H112ZM39 212H38V213H39ZM55 212H56V211H54V213H55ZM41 213H42V211H41ZM43 213H45V212H43ZM58 213H59V212H58V210H57V215H60V214H58ZM63 213H64V212H63ZM90 213H91V212H90ZM52 214H53V212H52ZM55 214H56V213H55ZM108 214H109V213H108ZM110 214H112V213H110ZM44 215H45V214H44ZM91 215H92V214H91ZM99 215H100V214H99ZM37 216H39V215L37 214ZM41 216H42V215H41ZM105 216H107V215H105ZM110 216H111V215H110ZM39 217H40V216H39ZM42 217H44V216H42ZM42 217H40V218H41V219H40L41 224H39L40 226H41V225H42V226L45 225L44 222L42 221ZM53 217H54V215H53ZM56 217H57V216H56ZM75 217H76V216H75ZM99 217H102V216H99ZM37 218H38V217H37ZM106 218H107V217H106ZM108 218H110V217H108ZM90 219H91V221H90ZM102 219H103V222H104V218H102ZM3 220H4V219H3ZM36 220H37V219H36ZM38 220H39V219H38ZM44 220H45V219H44ZM98 220L101 221L100 218H98ZM106 220H107V219H106ZM17 221H18V220H17ZM70 221H72V219L69 220V222H70ZM5 222H6V221H5ZM15 222H16V221H15ZM15 222H14V223H15ZM18 222H19V221H18ZM21 222H22V221H21ZM37 222H38V221H37ZM42 222H43V223H42ZM110 222H111V221H109V223H110ZM9 223H10V222H9ZM33 223H34V222H33ZM101 223H102V221H101ZM101 223H100V224H101ZM109 223H108V224H109ZM111 223H112V222H111ZM111 223H110V224H111ZM1 224H4V222H2ZM12 224H13V223H12ZM12 224H10V225H12ZM18 224H19V223H17V225H18ZM35 224H36V223H35ZM43 224H44V225H43ZM71 224H72V223H71ZM71 224H69V225H71ZM75 224H76V223H75ZM75 224H73V225H75ZM103 224H105V223H103ZM13 225H14V224H13ZM39 225H38V226H39ZM69 225H68V227H69ZM113 225H114V224H113ZM18 226H22V224H21V225H18ZM24 226H25V225L23 224V228H24ZM35 226H36V225H35ZM35 226H34V227H35ZM75 226H76V225H75ZM75 226H73V227H75ZM110 226H112V225H110ZM12 227H13V226H12ZM14 227L16 228V225H14ZM34 227H33V228H34ZM36 227H37V226H36ZM70 227H71V226H70ZM70 227H69V228H70ZM100 227H101V226H100ZM106 227H108V225H107ZM106 227H105V228H106ZM116 227H117V225H116ZM116 227H115V228H116ZM119 227H120V226H119ZM25 228H26V227H25ZM39 228H41V227H39ZM111 228H113V227H111ZM2 229H3V228H2ZM34 229H35V232H34L33 235H34V236L37 235V236H35L36 239H35V237H34V239H35L34 241H35L36 243H39L41 240H43V239H41V238H43V237H47V236H45V235H46V233H47L46 231H48V230H47V229L45 230V226H44V228H41V231H42L41 233H43V232L45 231V235H42L41 233H40V235H39V233L36 232L37 229H36V228H34ZM34 229H32V230H34ZM43 229H44V230H43ZM75 229H76V227H75ZM94 229L97 230L96 227H95ZM94 229H93V230L91 229L90 234L94 231ZM100 229H101V228H100ZM109 229H110V228H109ZM70 230H71V229H70ZM70 230L68 229L69 232H70ZM26 231H27V228H26ZM38 231H39V230H38ZM75 231H76V230H75ZM75 231H74L73 233H75ZM117 231H118V230H117ZM119 231H121V230L119 229ZM2 232H3V231H2ZM4 232H5V231H4ZM9 232H10V230H9ZM32 232H33V231H32ZM60 232H61V231H60ZM78 232H79V231H78ZM35 233H36V234H35ZM118 233H119V232H118ZM120 233H121V232H120ZM4 234H5V233H4ZM71 234H72V232H71ZM75 234H76V233H75ZM81 234H82V233H81ZM95 234H96V233H93V234H91L90 236H93V235H94V237H95ZM116 234H117V232H116ZM48 235H49V234H48ZM64 235H65V234H64ZM66 235H67V234H66ZM66 235H65V236H66ZM117 235H118V234H117ZM120 235H121V234H120ZM38 236H40V241H39V242H37V238H38ZM41 236H42V237H41ZM55 236H59V235H55ZM55 236H54V238H55ZM65 236H64V238L66 239ZM81 236H83V235H81ZM85 236H86V235H85ZM51 237H52V236H51ZM73 237H75V236H73ZM79 237H80V236H79ZM8 238H9V237H8ZM30 238H33V237H30ZM70 238H71V237H70ZM70 238H69V239H70ZM76 238H77V237H76ZM76 238H75V239H76ZM81 238H82V237H80V240H81ZM114 238H115V237H114ZM117 238H119V236H118ZM16 239H17V238H16ZM25 239H26V238H25ZM25 239H24V240H25ZM47 239H48V238H47ZM52 239H53V238H52ZM58 239H60V238H57V240H58ZM65 239H64V241H66ZM75 239H73V240H75ZM92 239H93V237H92ZM92 239L90 238V242L92 241ZM110 239H111V238L108 239V240H109L108 243L110 242ZM112 239H113V238H112ZM19 240H20V239H19ZM22 240H23V239H22ZM32 240H33V239H32ZM44 240H45V238H44ZM44 240H43V242H42V241H41V242L45 245ZM70 240L72 241V239H70ZM85 240H86V239H85ZM113 240H114V239H113ZM8 241H9L8 244H10V242H11L10 245H12V247L9 246L8 248H9V249H11V248L14 249V248H15V245H16V244H15L16 242L13 241V243H14V244H13V243H12V240H10V238H9ZM81 241H83V240H81ZM94 241H95V240H94ZM94 241H92L93 243L91 242L93 247H94V245H95L94 243H96V242H94ZM111 241H112V240H111ZM29 242H30V241H29ZM31 242H32V241H31ZM66 242H67V241H66ZM66 242H65V243H66ZM73 242H74V241H73ZM83 242H84V241H83ZM83 242H80V243L83 244ZM86 242H87V244L90 246L91 243H89L87 240H86ZM20 243H21V241H20ZM36 243H35V245H36ZM49 243H50V242H49ZM53 243H54V242H53ZM67 243H69V241H68ZM70 243H71V242H70ZM70 243H69V244H70ZM110 243H111V242H110ZM112 243H114V242H112ZM116 243H117V242H116ZM30 244H31V243H30ZM43 244H42V245H43ZM47 244H48V243H47ZM50 244H51V243H50ZM50 244H49V245H50ZM63 244H64V243H63ZM75 244H76V243H75ZM101 244H103V243H101ZM17 245H19V243H18ZM17 245H16V247H17ZM20 245L22 246V244H20ZM38 245H39V244H38ZM66 245H67V244H66ZM72 245H73V244H72ZM80 245H81V244H80ZM83 245H84V244H83ZM88 245H87V247H88ZM111 245H112V244H111ZM31 246H32V244H31ZM40 246H41V245H40ZM47 246H48V245H47ZM47 246H46V247H47ZM52 246H53V244H52ZM70 246H71V245H70ZM75 246H76V245H74L73 248H75ZM10 247H11V248H10ZM34 247H35V246H34ZM103 247H104V244H103ZM108 247H109V246H108ZM18 248H20V247H18ZM35 248H36V247H35ZM44 248H45V246H43L41 250H43ZM67 248H69V247H67ZM88 248H89L88 251H89V250L92 251V249H94V248H91V247H88ZM90 248H91V249H90ZM109 248H110V247H109ZM9 249H8V250H9ZM33 249H34V248H33ZM47 249H48V247H47ZM64 249H66V248L63 247L62 251H63ZM70 249H71V248H70ZM77 249H78V248H77ZM83 249H84V247H83ZM39 250H40V248H39ZM39 250H38V251L36 250V251L39 252ZM71 250H72V249H71ZM80 250H81V248H80ZM80 250H79V251H80ZM84 250H86V248H85ZM97 250H98V248H97ZM34 251H35V250H34ZM36 251H35V252H36ZM48 251H49V249H48ZM48 251H47V252H48ZM62 251H61V252H62ZM67 251H68V250H67ZM72 251H73V250H72ZM72 251H71V253H72ZM93 251H94V250H93ZM52 252H53V251H52ZM61 252H60V253H61ZM69 252H70V251H69ZM75 252H77V250H76ZM80 252H81V251H80ZM50 253H51V252H50ZM62 253H64V252H62ZM51 254H54V252L51 253ZM51 254H50V257H51ZM55 254H56V253H55ZM67 254H69V253H67ZM67 254H66V256H68ZM72 254H73V253H72ZM72 254H69V255H70V256H69L70 259H71V255H72ZM87 254H89V252L86 253V257H87ZM146 254H147V253H146ZM148 254H149V252H148ZM148 254H147V255H148ZM39 255H40V254H39ZM59 255H60V254H59ZM83 255H85V254H83ZM83 255H82V256H83ZM143 255H144V254H143ZM47 256H48V255H47ZM54 256H55V255H53V257H54ZM78 256H79V255H78ZM148 256H149V255H148ZM148 256H147V257H143V259L145 258V260H148V261L152 262L151 259H150L151 257L149 256V258H148ZM45 257H46V256H45ZM48 257H49V256H48ZM56 257H57V256H56ZM62 257H63V256H62ZM88 257H89V256H88ZM51 258H52V257H51ZM60 258H61V256H60ZM63 258H64V257H63ZM69 258L65 257V259H68V261H70ZM72 258H73V257H72ZM74 258H75V257H74ZM146 258H147V259H146ZM47 259H48V258H47ZM58 259H59V258H58ZM85 259H86V258H85ZM87 259H88V258H87ZM149 259H150V260H149ZM51 260H53V259H51ZM54 260H55V259H54ZM54 260H53V261H54ZM62 260H63V259H61V262H63ZM71 260H73V259H71ZM75 260H77V259H75ZM55 261H56V260H55ZM55 261L53 262L54 264H55ZM68 261H67V264H70V263L73 264V262H68ZM82 261H83V260H82ZM46 262H47V261H46ZM48 262H49V261H48ZM74 262H76V261H74ZM50 263H51V262H50ZM56 263L60 264V263L57 262V261H56ZM78 263H79V262H78ZM82 263H83V262H82ZM62 264H63V263H62ZM145 264H146V262H145Z\"/></svg>",
	"mask_w": 264,
	"mask_h": 264
}]
</instances>
